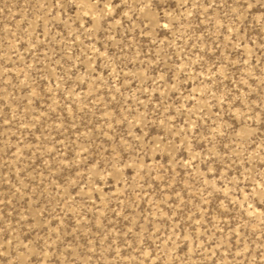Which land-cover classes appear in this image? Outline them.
<instances>
[{
    "label": "rangeland",
    "instance_id": "374dc122",
    "mask_svg": "<svg viewBox=\"0 0 264 264\" xmlns=\"http://www.w3.org/2000/svg\"><path fill=\"white\" fill-rule=\"evenodd\" d=\"M0 264H264V0H0Z\"/></svg>",
    "mask_w": 264,
    "mask_h": 264
}]
</instances>
